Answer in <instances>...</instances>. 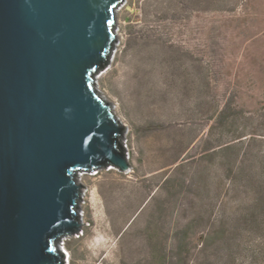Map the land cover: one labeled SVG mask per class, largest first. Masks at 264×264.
I'll list each match as a JSON object with an SVG mask.
<instances>
[{
  "label": "rangeland",
  "instance_id": "obj_1",
  "mask_svg": "<svg viewBox=\"0 0 264 264\" xmlns=\"http://www.w3.org/2000/svg\"><path fill=\"white\" fill-rule=\"evenodd\" d=\"M116 33L94 83L124 127L133 169L79 175L82 226L61 242L64 264H146L153 242H170L177 220L190 218L198 234L220 238L226 227L232 239L230 248L218 239L193 251L187 264L245 262L247 247H264L263 231L240 222L248 171L232 179L226 155L200 157L209 118L224 103L240 110L228 134H247L248 162L263 154L264 0H123ZM177 164L191 181L163 186ZM168 253L167 264H177Z\"/></svg>",
  "mask_w": 264,
  "mask_h": 264
},
{
  "label": "water",
  "instance_id": "obj_2",
  "mask_svg": "<svg viewBox=\"0 0 264 264\" xmlns=\"http://www.w3.org/2000/svg\"><path fill=\"white\" fill-rule=\"evenodd\" d=\"M123 0H0V264H64L82 172L131 169L96 74Z\"/></svg>",
  "mask_w": 264,
  "mask_h": 264
},
{
  "label": "trees",
  "instance_id": "obj_3",
  "mask_svg": "<svg viewBox=\"0 0 264 264\" xmlns=\"http://www.w3.org/2000/svg\"><path fill=\"white\" fill-rule=\"evenodd\" d=\"M240 110L232 107L228 103L217 107L215 112L210 116V123L203 139L204 146L200 157L202 159H213L215 156L222 154L226 155L224 160V168L232 175V179L244 178L246 170L248 173L247 180L251 181L252 191L241 201L240 208V222L249 225L252 228L261 230L264 233V151L263 154L257 156L254 159L247 160L248 151H245L244 145L247 144V135L244 132H233L228 134L232 127L237 124L239 120L238 114ZM231 129V130H229ZM218 136L216 143L213 142L215 136ZM253 137V136H252ZM244 150V151H243ZM231 157V158H229ZM248 162V163H247ZM180 164H177L174 168L162 179V185H172L175 187V181H181L183 184L191 181L190 177H183L177 174V169ZM247 168V169H246ZM112 169V168H110ZM108 169V170H110ZM131 169L133 167L131 166ZM99 172V171H98ZM194 172V171H192ZM121 173V172H119ZM193 175V174H192ZM165 205V203H162ZM160 223V222H159ZM154 223V226L161 227V223ZM217 232L207 231L202 234L196 232L195 219L190 218L181 222L177 220L176 225L172 230L170 242L164 237L157 238L153 244L154 253L152 255V261L146 262V264H167V258L169 253H174V259L177 264H187L188 258L193 251L198 253H205L207 246L211 243H215L218 239L225 243L230 248V236L227 233L226 227H223L220 231V238L217 237ZM262 243L254 244L247 247V258L245 262H239V264H264V247ZM234 252H231L230 257H233ZM170 255V258H172Z\"/></svg>",
  "mask_w": 264,
  "mask_h": 264
},
{
  "label": "bare ground",
  "instance_id": "obj_4",
  "mask_svg": "<svg viewBox=\"0 0 264 264\" xmlns=\"http://www.w3.org/2000/svg\"><path fill=\"white\" fill-rule=\"evenodd\" d=\"M79 221H81V219L79 218Z\"/></svg>",
  "mask_w": 264,
  "mask_h": 264
}]
</instances>
